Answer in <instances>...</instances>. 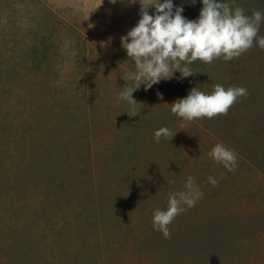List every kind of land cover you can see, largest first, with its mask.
Returning <instances> with one entry per match:
<instances>
[{"label": "rangeland", "instance_id": "1", "mask_svg": "<svg viewBox=\"0 0 264 264\" xmlns=\"http://www.w3.org/2000/svg\"><path fill=\"white\" fill-rule=\"evenodd\" d=\"M0 264H264V0H0Z\"/></svg>", "mask_w": 264, "mask_h": 264}]
</instances>
